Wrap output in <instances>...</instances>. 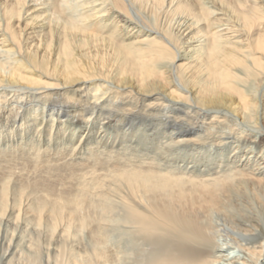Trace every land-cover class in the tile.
Returning <instances> with one entry per match:
<instances>
[{"label":"bare ground","instance_id":"obj_1","mask_svg":"<svg viewBox=\"0 0 264 264\" xmlns=\"http://www.w3.org/2000/svg\"><path fill=\"white\" fill-rule=\"evenodd\" d=\"M2 223L0 264H264V0H0Z\"/></svg>","mask_w":264,"mask_h":264},{"label":"rangeland","instance_id":"obj_2","mask_svg":"<svg viewBox=\"0 0 264 264\" xmlns=\"http://www.w3.org/2000/svg\"><path fill=\"white\" fill-rule=\"evenodd\" d=\"M79 139V138H78ZM78 139L76 140V142H75V144H77L78 143ZM21 162V161H20ZM18 163L17 165L15 164L14 166H12L11 168H13L14 170H16V171H23L25 174L26 173H28L29 174V172L32 170V165L31 166H29L28 164H26L25 162H21V163ZM9 227H6V226H4V224L2 223L1 224V226H0V229H1V232L5 229V230H7ZM10 229V228H9ZM11 231L13 230L12 228L10 229ZM10 230H9V232H10ZM15 231H16V234L17 233H22V235H24V238H25V240L26 241H28V242H31V241H33V240H37V242L39 243V247H40V249H41V251H45V247L47 246V243H46V240H45V238H44V236L43 235H41V233L40 232H38V231H36V230H34L33 228H29L28 229V231H25L24 232V230H23V228H21L20 226L18 227V228H15ZM118 237V238H117ZM85 238V237H84ZM119 240H117V239ZM35 240V241H36ZM86 239H84L83 241H85ZM113 241H115L116 242V245H122L123 244V241L121 240V238H119V236H114V238H113ZM117 241L119 242V243H117ZM84 242H82V244H81V246L83 245H86L87 244V240H86V242L83 244ZM111 243H112V241H111ZM42 246H41V245ZM51 245H53V244H50V246ZM113 245V244H112ZM49 246V245H48ZM49 246V247H50ZM87 246V245H86ZM231 251V253H233L234 251H232V250H230ZM229 251V252H230Z\"/></svg>","mask_w":264,"mask_h":264}]
</instances>
